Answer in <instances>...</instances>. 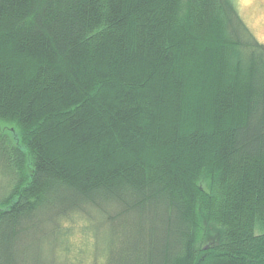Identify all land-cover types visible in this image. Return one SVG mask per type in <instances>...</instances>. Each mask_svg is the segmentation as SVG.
<instances>
[{
    "label": "trees",
    "instance_id": "trees-1",
    "mask_svg": "<svg viewBox=\"0 0 264 264\" xmlns=\"http://www.w3.org/2000/svg\"><path fill=\"white\" fill-rule=\"evenodd\" d=\"M0 185V264L72 214L105 264H264V44L235 0H0Z\"/></svg>",
    "mask_w": 264,
    "mask_h": 264
},
{
    "label": "rangeland",
    "instance_id": "rangeland-1",
    "mask_svg": "<svg viewBox=\"0 0 264 264\" xmlns=\"http://www.w3.org/2000/svg\"><path fill=\"white\" fill-rule=\"evenodd\" d=\"M235 1L243 19L258 41L264 44V0ZM91 218L88 214H72L58 219L53 231L47 233L48 227L45 228L42 243L40 242L42 256L50 258L53 264H105V242H100V239L107 233L110 234V230L117 235L118 229L114 226L109 230L107 225L100 224L96 227V221L89 222ZM96 236L99 242H96ZM95 246L98 252L95 251Z\"/></svg>",
    "mask_w": 264,
    "mask_h": 264
}]
</instances>
